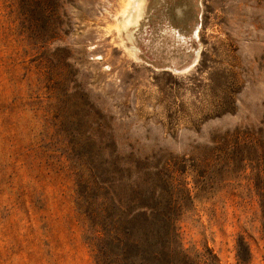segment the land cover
<instances>
[{
	"label": "rangeland",
	"instance_id": "rangeland-1",
	"mask_svg": "<svg viewBox=\"0 0 264 264\" xmlns=\"http://www.w3.org/2000/svg\"><path fill=\"white\" fill-rule=\"evenodd\" d=\"M142 1L0 0V264H264V0Z\"/></svg>",
	"mask_w": 264,
	"mask_h": 264
},
{
	"label": "trees",
	"instance_id": "trees-1",
	"mask_svg": "<svg viewBox=\"0 0 264 264\" xmlns=\"http://www.w3.org/2000/svg\"><path fill=\"white\" fill-rule=\"evenodd\" d=\"M146 214V211L138 214V217L143 219V225L146 226L144 235H139L137 229L130 227H126L123 232L115 229H103L104 233L110 237L111 244L114 245L113 249H108L116 257L114 261H111L113 264H150L151 259L159 258L163 264L173 262V260L168 258L170 257L169 255H167L168 257H163L169 243H167L166 234L170 231L171 224L167 225L165 223L167 217H157L154 214L145 216ZM152 244H155V247H160L161 250L149 247Z\"/></svg>",
	"mask_w": 264,
	"mask_h": 264
},
{
	"label": "bare ground",
	"instance_id": "bare-ground-1",
	"mask_svg": "<svg viewBox=\"0 0 264 264\" xmlns=\"http://www.w3.org/2000/svg\"><path fill=\"white\" fill-rule=\"evenodd\" d=\"M139 2L136 5V11L133 14V20L131 21V18L128 17L126 19V22L124 23V26L126 24L132 23V22H137V19L142 15V10H143V1L142 0H138Z\"/></svg>",
	"mask_w": 264,
	"mask_h": 264
}]
</instances>
